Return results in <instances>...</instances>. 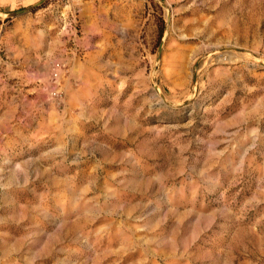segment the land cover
Returning <instances> with one entry per match:
<instances>
[{"label": "rangeland", "instance_id": "1", "mask_svg": "<svg viewBox=\"0 0 264 264\" xmlns=\"http://www.w3.org/2000/svg\"><path fill=\"white\" fill-rule=\"evenodd\" d=\"M0 264H264V0H0Z\"/></svg>", "mask_w": 264, "mask_h": 264}, {"label": "water", "instance_id": "2", "mask_svg": "<svg viewBox=\"0 0 264 264\" xmlns=\"http://www.w3.org/2000/svg\"><path fill=\"white\" fill-rule=\"evenodd\" d=\"M33 8H34V6L29 7V8H27V9H25V10H22V11L14 12L13 15L20 14V13H22V12L30 11V10L33 9Z\"/></svg>", "mask_w": 264, "mask_h": 264}]
</instances>
